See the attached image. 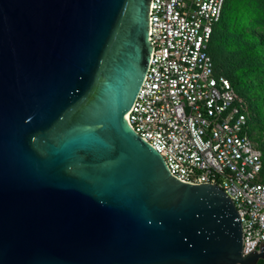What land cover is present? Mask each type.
Instances as JSON below:
<instances>
[{"label": "water", "instance_id": "95a60500", "mask_svg": "<svg viewBox=\"0 0 264 264\" xmlns=\"http://www.w3.org/2000/svg\"><path fill=\"white\" fill-rule=\"evenodd\" d=\"M150 0H0V264H258L234 201L127 122Z\"/></svg>", "mask_w": 264, "mask_h": 264}, {"label": "built area", "instance_id": "2783aa9c", "mask_svg": "<svg viewBox=\"0 0 264 264\" xmlns=\"http://www.w3.org/2000/svg\"><path fill=\"white\" fill-rule=\"evenodd\" d=\"M225 0H150L148 67L126 120L188 183L210 182L234 201L243 254L264 242L261 151L247 103L215 75L209 43Z\"/></svg>", "mask_w": 264, "mask_h": 264}, {"label": "trees", "instance_id": "16d2710c", "mask_svg": "<svg viewBox=\"0 0 264 264\" xmlns=\"http://www.w3.org/2000/svg\"><path fill=\"white\" fill-rule=\"evenodd\" d=\"M209 52L215 75L227 77L247 103V131L261 151L264 172V0H225Z\"/></svg>", "mask_w": 264, "mask_h": 264}]
</instances>
